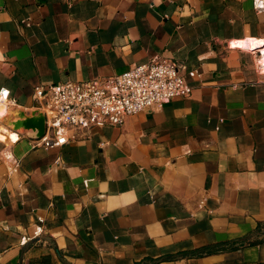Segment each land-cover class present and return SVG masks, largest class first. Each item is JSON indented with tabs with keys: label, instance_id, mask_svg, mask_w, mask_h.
I'll return each instance as SVG.
<instances>
[{
	"label": "crops",
	"instance_id": "0c3cea01",
	"mask_svg": "<svg viewBox=\"0 0 264 264\" xmlns=\"http://www.w3.org/2000/svg\"><path fill=\"white\" fill-rule=\"evenodd\" d=\"M156 55L187 67L188 97L53 148L0 122V264H264V240L194 254L264 238L255 1L0 0L6 112L40 107L37 86L116 76Z\"/></svg>",
	"mask_w": 264,
	"mask_h": 264
},
{
	"label": "built area",
	"instance_id": "2783aa9c",
	"mask_svg": "<svg viewBox=\"0 0 264 264\" xmlns=\"http://www.w3.org/2000/svg\"><path fill=\"white\" fill-rule=\"evenodd\" d=\"M254 1L256 9L264 11V0ZM188 74L185 65L156 55L116 76L37 86L33 98L45 111L46 131L32 139L34 146L59 147L78 139L79 131L87 135L94 127L122 125L130 115L188 97ZM10 101V89L2 87L0 102L8 105Z\"/></svg>",
	"mask_w": 264,
	"mask_h": 264
},
{
	"label": "water",
	"instance_id": "95a60500",
	"mask_svg": "<svg viewBox=\"0 0 264 264\" xmlns=\"http://www.w3.org/2000/svg\"><path fill=\"white\" fill-rule=\"evenodd\" d=\"M0 121L9 129L27 135L31 139L41 138L46 131V115L42 108H33L28 111L23 106L9 109Z\"/></svg>",
	"mask_w": 264,
	"mask_h": 264
},
{
	"label": "trees",
	"instance_id": "16d2710c",
	"mask_svg": "<svg viewBox=\"0 0 264 264\" xmlns=\"http://www.w3.org/2000/svg\"><path fill=\"white\" fill-rule=\"evenodd\" d=\"M264 229V223H260L257 227V229L255 230L256 235H259L262 233ZM264 238H262L261 240L259 239H252V235H248L240 240H232V241H226V242H222V243H218V244H214V245H210V246H206L202 249L197 250L196 252H194V254H198V255H209V254H214L217 252H220L222 250H227L230 248H235V247H240L246 244H256L258 242L263 241Z\"/></svg>",
	"mask_w": 264,
	"mask_h": 264
},
{
	"label": "bare ground",
	"instance_id": "6f19581e",
	"mask_svg": "<svg viewBox=\"0 0 264 264\" xmlns=\"http://www.w3.org/2000/svg\"><path fill=\"white\" fill-rule=\"evenodd\" d=\"M6 112V110H5V107L4 106H0V115H3V113H5ZM7 113H9V110L5 113V115L7 114ZM4 115V116H5ZM4 116H2V117H4ZM1 117V118H2ZM0 118V119H1ZM1 122V121H0ZM2 123V122H1ZM3 124V123H2ZM5 125V124H4Z\"/></svg>",
	"mask_w": 264,
	"mask_h": 264
}]
</instances>
